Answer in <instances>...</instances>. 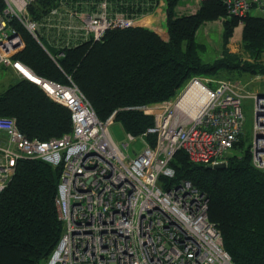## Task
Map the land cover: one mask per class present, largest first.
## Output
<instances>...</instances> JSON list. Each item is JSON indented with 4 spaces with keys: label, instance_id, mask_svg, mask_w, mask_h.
<instances>
[{
    "label": "built area",
    "instance_id": "built-area-1",
    "mask_svg": "<svg viewBox=\"0 0 264 264\" xmlns=\"http://www.w3.org/2000/svg\"><path fill=\"white\" fill-rule=\"evenodd\" d=\"M2 1L0 63L35 81L71 116L70 132L45 140L26 137L14 117L0 116V192L19 159L36 158L60 168L55 205L63 231L45 264H234L208 218L207 195L189 180L168 185L164 179L175 176L171 160L178 150L193 163H226L245 134L246 97L254 102L250 161L264 175V95L248 91L240 80L192 76L173 98L137 107L153 116V124L138 136L126 133L121 148L110 132L115 112L100 120L71 79L38 77L13 59L25 43L11 20L55 60L63 48L98 41L108 29L147 27L167 40L159 32L165 0H55L41 21L29 15L33 0ZM220 1L230 15L254 11L264 17V0ZM41 28L55 54L40 39ZM136 140L141 149L127 153Z\"/></svg>",
    "mask_w": 264,
    "mask_h": 264
},
{
    "label": "trees",
    "instance_id": "trees-1",
    "mask_svg": "<svg viewBox=\"0 0 264 264\" xmlns=\"http://www.w3.org/2000/svg\"><path fill=\"white\" fill-rule=\"evenodd\" d=\"M181 2L165 0L167 40L147 27L108 29L98 41L63 48L55 60L12 19L25 43L12 57L38 77L68 83L69 75L100 120L115 112L114 121L138 136L153 124V116L137 107L173 98L192 76L239 80L264 75L263 16L230 15L220 0H203L194 13L179 14L175 8ZM54 4L55 0H33L29 15L41 21ZM218 18H223L222 56L204 61L205 44L196 39V32L204 22ZM239 23L242 49L234 53L227 43ZM44 31L40 29V39L55 54ZM0 116L14 117L28 138L45 140L71 130L70 111L24 77L0 91ZM147 140L152 143L154 136ZM243 143L240 138L234 144L224 168L193 163L178 150L171 160L175 176L164 181L169 185L189 180L207 195L208 218L234 264H264V175L251 164ZM59 179L60 168L43 160H17L11 180L0 192V264L46 263L63 231L55 205Z\"/></svg>",
    "mask_w": 264,
    "mask_h": 264
},
{
    "label": "rangeland",
    "instance_id": "rangeland-1",
    "mask_svg": "<svg viewBox=\"0 0 264 264\" xmlns=\"http://www.w3.org/2000/svg\"><path fill=\"white\" fill-rule=\"evenodd\" d=\"M199 5H200V3L196 4L194 2V0H182V2L176 6L175 10L179 14L191 13L193 11L195 12L196 9L199 7ZM251 12L254 14V11H251ZM218 26L219 25L216 21H214V22H213V20L208 21V23H203L198 28V30L196 32V39L205 44V51L202 52V59L204 61H212L214 58L222 56L223 45L220 42V40H222V36H221L222 33L220 35L219 32L216 31V28H218ZM162 27H163L162 28L163 32L164 31L166 32L165 21H163ZM164 27H165V30H164ZM150 29H152V28H150ZM162 35L164 37H166L165 33H163ZM232 35H233V33H232ZM235 37H236V35L233 38H235ZM23 41H24V39H23ZM233 45H234V47H233L234 50L233 51L229 50V51L234 52V53H241V49H242L241 40L238 41V40L234 39ZM227 48L229 49V47H227ZM66 77L68 79H71V77L69 75H67ZM4 78H6V77H4ZM224 78L225 77H218L217 79H224ZM241 79H243V78H241ZM236 80H238V79H236ZM253 80H255V78L252 77V85L254 84ZM244 82H247V81L243 80L242 83H244ZM9 83H12V82H9ZM250 83H251V81H249V84ZM257 83L259 84V81H257ZM210 85L214 86L215 83L212 82ZM252 85H250V86H252ZM262 85L264 86L263 83H262ZM7 86H8V84H6V86H4L3 88H0V91L5 90ZM253 103H254L253 99L250 97H246L242 100V111H243V115H244V131H245V134L243 136V141H244L243 148H242L243 150L246 148L249 149V145L251 143L253 116H254V112H253L254 104ZM110 132H111L113 139L116 141V143L121 148H123L122 144L127 140V134H126L125 130L123 129V127L118 122H114V124L110 126ZM141 145L142 144L139 140L132 142L127 149V153L133 154L134 152L141 149ZM233 151H235V150H233Z\"/></svg>",
    "mask_w": 264,
    "mask_h": 264
},
{
    "label": "crops",
    "instance_id": "crops-1",
    "mask_svg": "<svg viewBox=\"0 0 264 264\" xmlns=\"http://www.w3.org/2000/svg\"><path fill=\"white\" fill-rule=\"evenodd\" d=\"M191 13H194L191 12ZM216 21L218 23V28H216V31L219 32V34L221 35L222 33V21H223V18H218L216 20H213V22ZM163 23V22H162ZM204 23H208V21L204 22ZM242 26L243 24L242 23H239L235 28H234V31H233V35L232 37H230L228 43H227V47H229V50L230 51H233V42H234V39L236 40H241V37H242ZM164 30H165V27H164ZM164 33L166 34V39H168V34H167V31ZM236 35L235 38H233L234 36ZM222 36V35H221ZM221 44H222V40H220ZM6 77V78H4ZM20 78V76L10 67V66H6L2 63H0V88H3L4 86H6V84H10L9 82H12V81H16ZM243 79H239L241 82L244 81H247V82H244L246 84V89L250 92H264V86L262 85V83L264 84V75H255L253 76V78H255V80H253V84L252 85V77L250 76H242ZM249 81H251V83L249 84ZM257 81H259V84L257 83ZM252 85V86H250Z\"/></svg>",
    "mask_w": 264,
    "mask_h": 264
},
{
    "label": "water",
    "instance_id": "water-1",
    "mask_svg": "<svg viewBox=\"0 0 264 264\" xmlns=\"http://www.w3.org/2000/svg\"><path fill=\"white\" fill-rule=\"evenodd\" d=\"M166 15H167V11H166ZM264 95V92H259L258 93V96H263ZM213 168H224L226 167V163L225 162H220V163H217V164H214V165H211Z\"/></svg>",
    "mask_w": 264,
    "mask_h": 264
},
{
    "label": "bare ground",
    "instance_id": "bare-ground-1",
    "mask_svg": "<svg viewBox=\"0 0 264 264\" xmlns=\"http://www.w3.org/2000/svg\"><path fill=\"white\" fill-rule=\"evenodd\" d=\"M159 32L162 33V34L164 33L162 29H159ZM262 107H263L262 102H260L259 103V109H261ZM261 123H262V121L260 120V124Z\"/></svg>",
    "mask_w": 264,
    "mask_h": 264
},
{
    "label": "clouds",
    "instance_id": "clouds-1",
    "mask_svg": "<svg viewBox=\"0 0 264 264\" xmlns=\"http://www.w3.org/2000/svg\"><path fill=\"white\" fill-rule=\"evenodd\" d=\"M28 80H30V81H32V82H34V83H36L35 81H33L32 79H28ZM37 84V83H36Z\"/></svg>",
    "mask_w": 264,
    "mask_h": 264
}]
</instances>
